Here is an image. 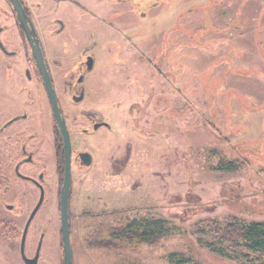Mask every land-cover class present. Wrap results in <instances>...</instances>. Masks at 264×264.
Segmentation results:
<instances>
[{"label": "rangeland", "instance_id": "rangeland-1", "mask_svg": "<svg viewBox=\"0 0 264 264\" xmlns=\"http://www.w3.org/2000/svg\"><path fill=\"white\" fill-rule=\"evenodd\" d=\"M76 1L90 7L89 13L83 14ZM157 1V7L147 1L149 8L143 2L144 15H139L137 0L133 2L134 14L128 18L137 42L133 51L140 61L143 52L148 54L153 96L161 90L169 96L173 80H178V93L174 100L165 98L176 107L166 109L163 119L156 120L158 112L151 108L148 131L138 140L134 117L127 114L135 94L125 73L117 78L118 98L129 93L131 99L113 105L114 74L122 68L110 56L116 49L113 40L120 41L121 34L110 25L107 0H70L56 12L52 0H26L38 18L43 53L57 87L63 88L84 51L95 57L94 70L86 77L85 101L70 115L92 107L113 125V132L101 127L82 133L76 126V133H70L72 145L89 151L94 161L82 171L70 202L73 263L264 264L260 251L218 241L227 217L264 223V0ZM56 18L67 28L59 36L52 34ZM11 24L12 13L0 0L4 34L15 32ZM9 42L13 48L11 36ZM8 63L0 52V125L20 111L5 80L3 65ZM133 69L128 64L126 73ZM230 163L234 170L227 168ZM27 186L20 187L15 201L0 193V264H24L20 237L26 217L16 214L33 202ZM45 192L24 253H33L41 233L37 264H62L56 196L48 183ZM12 202L8 210L5 205ZM78 210L116 212L84 217ZM105 225L111 227L108 233ZM152 228L156 233L146 234Z\"/></svg>", "mask_w": 264, "mask_h": 264}, {"label": "flooded vegetation", "instance_id": "flooded-vegetation-1", "mask_svg": "<svg viewBox=\"0 0 264 264\" xmlns=\"http://www.w3.org/2000/svg\"><path fill=\"white\" fill-rule=\"evenodd\" d=\"M18 1L24 12V21L27 26V31L24 24L21 23L11 1L2 0V6L4 9L12 13L11 27H15L16 30L12 28L15 32L13 31L12 33L10 31L9 33L4 34L7 28L4 31V29L0 27V52L9 62L8 64L3 65L4 76L7 85L11 88V98L19 103L20 111L16 112V109V113L0 125V193L1 198L7 197L8 199L15 201L18 199L17 195H20L21 193V191H19L20 187L22 185L25 186V184L30 185L27 186L30 188L28 198L31 200V197H33V202H31V205H29L25 211H22L21 213L20 210L18 214H16L19 216L23 214V216L26 217L21 233L22 237L26 223L30 220V226L40 209L42 201L46 195L45 189L47 188L48 183V187L54 189V195L56 196V212L59 224L58 235L62 244L60 201L64 186L66 160L65 142L60 125H63L70 144L68 190L69 238L70 218L72 217L70 202L72 201L73 196L76 195V192H78V189L76 190L75 186H79L77 184L81 181L80 177L83 175L82 171L84 169L88 170L94 162L89 151L82 150L78 146L76 147L72 145L70 133L71 131L76 133V126L81 127L82 133H88L89 131L94 132L101 127L106 128L109 132H113V125L104 120L102 112H96L92 110V107L90 108L91 110L87 112L81 107L79 108L78 114L70 115L72 109L79 107L85 101L86 92L89 89V83L86 82V77L94 70L95 57L88 53V51H84L82 53V59L74 63V70L69 80L63 83V88L57 87L55 79L56 74L50 69L43 53L36 23L38 18L36 15L34 16V13L28 6L26 0ZM66 1L70 0H52L51 4L54 3L56 5L54 8L55 12L62 2ZM134 1L135 0H107V5H109L108 15L111 20L110 25L111 27L116 26V32L121 34L120 41L113 40L116 49L113 50V53L110 56L111 63L119 66V69L122 68L121 73L116 71L114 74L113 89L115 91V101L113 105L116 107L122 99H131L129 93L118 98V92L119 89H121V86L117 78L122 73H125L124 78L129 82L131 85L130 90L135 94V100L130 106H128L127 114L134 117L133 120L136 125L133 129L135 130V133H133L138 140H141L144 138V133H147L148 131L147 128L149 119L151 118V108L158 112L155 116L156 120L163 119L166 109L169 111L173 108L175 109L176 102L174 105H171L169 101L176 99L175 94L178 93L176 83H178V80H173L172 84L168 82L170 84L168 95H173V98H168L169 96L165 95L166 92H163L162 90L160 91L161 93L158 92L159 94L153 96L155 93L151 92L150 59L148 58V54L143 52L140 61L139 58H137L136 53L133 51L136 50L135 47L137 46V42H135L133 31L129 29L130 25L128 18L134 14ZM147 1H153L152 4L155 5L154 7L158 6L157 0H137V5H139L141 10L139 15H144L147 10L145 8L150 7L149 2ZM143 2H146L147 7L143 6ZM74 4L81 9L83 14L89 13L91 9L82 2L76 1ZM123 14L125 15L124 21L121 19L123 18ZM100 20L103 23L106 22V18H99V21ZM70 22H74V20L68 19V23ZM113 22H115V24ZM52 26V34L57 36L65 33L67 29L66 23L63 20H60V18H56L52 23ZM3 34L5 37H2ZM9 36H11L16 42L14 43L13 48H10ZM33 39L37 40L40 47L41 55L43 57L49 82L58 108L60 123L55 116L52 99L47 91L37 57L35 56L30 42ZM140 62L142 63L141 68L139 66ZM54 64L60 66L61 62L56 61ZM128 64L134 68L130 75L126 73L128 72ZM163 75L164 76H161V80L162 78L165 79L167 77V75ZM162 83L165 85L164 83L166 82L162 80ZM60 89L62 90L59 91ZM165 98L169 100L168 103L164 102ZM151 101L154 102L152 106L150 105ZM159 101H162V104L159 103L161 105H156V102ZM64 102H68L66 104L69 105V108L66 111H64ZM171 106H173L172 109H170ZM173 113H175V110L172 114ZM167 115L169 116L171 114L167 113ZM36 121H38V125H36ZM110 160H113L112 155ZM109 163L111 164L110 161ZM36 194L37 198L35 199ZM6 204L5 207L8 210L13 209V202ZM78 212L77 213L80 214V216L84 217H107L114 214L116 210H104L99 214L93 215L86 211L81 212L78 210ZM108 228L110 229L111 227L105 225L107 233L109 232ZM38 236V241L33 253L30 256H26L24 253L26 260H23L20 253L24 264H37L39 262L40 240L42 234L40 233ZM71 264H74L73 257Z\"/></svg>", "mask_w": 264, "mask_h": 264}, {"label": "water", "instance_id": "water-1", "mask_svg": "<svg viewBox=\"0 0 264 264\" xmlns=\"http://www.w3.org/2000/svg\"><path fill=\"white\" fill-rule=\"evenodd\" d=\"M12 5L14 6L17 15L21 21V23L24 24L26 31H27V26L24 21V12L23 9L19 3L18 0H10ZM32 44L33 51L35 53V56L37 57V61L42 73V76L44 78V82L46 84L47 91L52 99V104L54 107V113L57 118V120L60 121V116L58 112V108L56 105V101L53 95V91L49 82V78L47 75V71L44 65L43 57L41 55L40 47L37 42V40L33 39L30 41ZM62 124V123H61ZM62 129V134L64 137V142H65V160H66V172H65V177H64V186H63V192L61 196V201H60V222H61V235H62V245H63V264H71L72 260V252H71V245H70V238H69V223H68V190H69V154H70V144L69 140L67 137V134L64 130L63 125H60ZM30 220L26 223L23 235L21 237V244H20V253L22 255L23 260H26L25 255H24V242H25V235L27 232V229L29 227Z\"/></svg>", "mask_w": 264, "mask_h": 264}, {"label": "trees", "instance_id": "trees-1", "mask_svg": "<svg viewBox=\"0 0 264 264\" xmlns=\"http://www.w3.org/2000/svg\"><path fill=\"white\" fill-rule=\"evenodd\" d=\"M227 168L234 170L236 166L230 163ZM155 228L147 230L146 234L156 233ZM143 240H147V237H143ZM218 241L223 245H244L251 251L264 254V223L247 224L236 217H227Z\"/></svg>", "mask_w": 264, "mask_h": 264}]
</instances>
